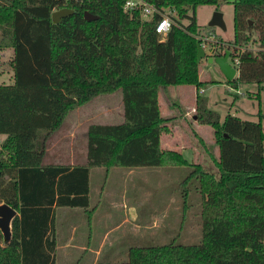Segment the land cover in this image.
<instances>
[{
  "label": "trees",
  "instance_id": "obj_1",
  "mask_svg": "<svg viewBox=\"0 0 264 264\" xmlns=\"http://www.w3.org/2000/svg\"><path fill=\"white\" fill-rule=\"evenodd\" d=\"M147 1L161 11L164 6L176 8L188 22L172 17L174 23L161 34L155 30L159 13L147 19L139 8L124 11V0H0V48L13 49L14 79L12 84L0 83V204L18 212L8 243L0 232V264H55V208L89 207L90 169L43 164L47 140L69 111L119 90L122 137L108 131L93 140L111 143L105 167L192 166L181 182L182 196L186 198L189 179L197 178L201 239L133 246L126 261L97 264H264V117L259 114L253 121L227 113L221 118L200 92L204 82L198 77L195 9L219 0ZM232 3V49L227 48L239 63L236 76L227 82L235 88L244 83L260 86L264 0ZM63 6L74 11L53 22L51 12ZM85 10L98 17L86 20ZM253 31L256 52L248 48ZM241 45L245 48L238 52ZM223 54L214 49V55ZM187 84L197 91L195 120L213 129L217 175L176 151L159 148L168 119L161 116L158 90ZM199 143L206 147L201 138ZM93 150L98 152L97 147Z\"/></svg>",
  "mask_w": 264,
  "mask_h": 264
},
{
  "label": "rangeland",
  "instance_id": "obj_2",
  "mask_svg": "<svg viewBox=\"0 0 264 264\" xmlns=\"http://www.w3.org/2000/svg\"><path fill=\"white\" fill-rule=\"evenodd\" d=\"M215 10L223 13L225 29L217 25H208ZM163 12L181 23L188 22V18L181 17L176 8L164 6ZM233 14L232 0H219L217 4L205 3L196 6L195 15L198 26L194 35L204 47L207 56L212 54L213 49L220 48L222 53L228 46L232 49L230 41L233 39ZM257 42L256 32L253 31L248 41V48L256 52ZM237 47L238 52L245 48L242 45ZM12 58L11 47L0 48V83L12 84L14 81ZM228 61L233 63L231 55ZM198 62V77L204 82L200 92H204L208 97L210 109L218 112L223 118L226 113L235 111L234 106L230 109L228 102H231L240 109L241 112L238 115L244 119L257 121L259 114L264 117V83L260 86L255 83H244L235 88L227 82L215 64L208 63L206 58ZM174 88L177 87H172V93L179 94ZM180 93L184 106H188L193 99L192 90L185 88V91ZM161 105L163 115L167 116L170 111L163 93H161ZM193 113L195 114V112L191 114ZM192 119L190 115L185 121L167 122L164 125L174 128L178 124L181 135L184 134L186 137L182 145L190 154L189 162L191 161L192 164L202 162L205 170L217 175L213 157L219 152L214 136L209 134V130L213 132V129L203 124L206 126L199 129L201 134L198 133L197 136L192 129ZM122 121L123 98L119 90L99 95L88 103L69 111L58 132L50 137L48 154L52 152L57 159L63 161H67V156H71V161L76 164H95L92 165L90 172L91 203L89 207L100 201L99 207L103 212L109 207L110 200L114 199L118 208L109 214L107 220L109 230H101V227H97L99 223L95 218L90 226L83 212V216L76 219L77 230H60L59 235L70 234L71 246L69 251H59L57 257L59 264L119 263L128 259V250L133 246L163 245L169 242L192 244L201 239L202 195L197 178L189 179L185 186L186 198L182 196L181 182L191 172L192 166L156 167L116 163L106 173V159L104 161L103 159L109 156L105 153L110 152L112 146H109L108 140L103 139L100 145L93 140L98 134L109 132L122 137V134L120 135ZM262 124L264 127V118ZM101 126L108 127H102L104 131L99 128ZM168 131L167 129L166 132ZM200 138L206 142L207 151L199 143ZM188 139H190L189 143ZM173 140H175L174 137ZM96 147L98 152L96 150L93 152ZM193 148L197 149V153L191 154ZM125 153L128 154V149ZM124 158L128 160L126 156ZM95 160L100 163H95ZM99 172L102 173L101 178L96 179ZM124 205L132 206L134 209L133 219L122 218ZM64 210H67V207L56 208L57 224L62 221Z\"/></svg>",
  "mask_w": 264,
  "mask_h": 264
},
{
  "label": "crops",
  "instance_id": "obj_3",
  "mask_svg": "<svg viewBox=\"0 0 264 264\" xmlns=\"http://www.w3.org/2000/svg\"><path fill=\"white\" fill-rule=\"evenodd\" d=\"M2 53L3 52H1V54ZM200 80H202V78H200ZM172 87H177V88H174V90L178 91L179 94L178 93H172V91H171ZM185 88L191 89L193 92V99L188 103V106H186V107L184 106V104L181 100V97H180L181 96L180 92L185 91ZM196 92H197L196 88L193 85H176V86H167L165 88L164 87L159 88V90H158V103H159V110H160L161 116L168 119L167 122L171 123V122H175V121H185L191 115L193 117V119H192L193 131L196 134H198V133L201 134L199 129L202 127H205L206 125L197 123V121L194 119L195 114L194 113L191 114L192 112H195V107H196L195 95H196ZM161 93H163V96L165 97V99L168 103L167 106H168V110L170 111V113L167 116H164L163 112H162ZM228 103L231 106V107L229 106L230 109L232 108V106H234V108H235L234 112H231V113L228 112V113L236 115V116L240 117L241 119H244V117H242L241 115H238V113L241 112V111H239L240 109H238L235 104H231V102H228ZM208 107H209V105H208ZM221 118H222V116H221ZM168 127H167V129L169 130L168 132L162 131L159 134V148L161 150L176 151V152L182 154L187 160H189L190 154H189V152H187L185 147L182 145L183 140L185 141V138H186L185 135L184 134H183V136L181 135L180 131L178 130V124L174 128L171 126H168ZM56 132H58V130H56L54 133H56ZM54 133L50 137H52L54 135ZM209 134L213 135V132L211 130H209ZM50 137L47 140V147H46V151H45V154L43 156V159H42V163L45 165L62 164V165L70 166V167H74L76 165H87V166H89V169H90V171H89V206H90V203H91V199H90V192H91V184H90L91 179H90V177H91V175H90V172H91V168H93L92 165H89L88 163L76 164V163L71 161V159H72L71 156H69V157L67 156V158H66L67 161H63L62 159H59V158L57 159V157L54 154H52V152L48 154V150H49L48 144L50 141ZM173 137L175 138V140H173ZM181 137H183V139H181ZM201 137L205 139L204 136L201 135ZM189 141H190V139H188V143H189ZM204 143L206 145V142H204ZM175 147H177V148H175ZM207 147L208 146L206 145V147L204 148L206 151H207ZM194 152L197 153V149L193 148V151L191 152V154H193ZM218 155H219V153L217 155H215L214 158L218 159ZM213 163H214V161H213ZM197 164H199L205 170L202 162H200V163L198 162ZM156 167H158V166H156ZM110 168L109 169L105 168L106 173L109 172ZM101 172H99L98 177L96 176V179L101 178V175H102ZM99 206H100V201H98V203H95V205H93L91 208L88 207L86 209L87 211L83 208L67 207V210H64V212L62 214V216H63L62 221L59 224L56 223V220L54 217V226H53L54 229L53 230H54L55 240H56V246H55V252H54L55 264H59L58 259H57V257L59 256V251L60 250L69 251V246H71L70 245V241H71L70 234L68 233L66 235H64V234L59 235L60 230H68V231L69 230H77V225L75 222H76V219H78V217L83 216L82 212L85 213L87 220L89 221L88 224L90 226L92 225V221L95 218L96 222L99 223V225L97 227H101V230H109L108 224H107V220L110 216L109 214L114 209H118V208L116 207L114 199L110 200L109 207L106 208V211L101 212V207H99ZM56 208H58V207H56ZM56 208H55V210H56ZM122 208L124 211V215H123L124 217L122 216V218L133 219L135 217V214H134L135 211L132 208V206L127 207L124 205V206H122ZM17 215H18V212H17ZM99 263H101V262H99Z\"/></svg>",
  "mask_w": 264,
  "mask_h": 264
},
{
  "label": "water",
  "instance_id": "obj_4",
  "mask_svg": "<svg viewBox=\"0 0 264 264\" xmlns=\"http://www.w3.org/2000/svg\"><path fill=\"white\" fill-rule=\"evenodd\" d=\"M73 11L74 9L67 6L59 7L51 12V19L53 22H58L62 16L72 13ZM83 16L86 20H92L98 17V15L93 14L88 10L83 12ZM208 25H217L220 28L225 29L226 26L223 19V13L219 10H215L208 21ZM213 51L212 54L207 56L205 54L204 47L198 41L196 58L198 61L202 58H206L208 63L215 64L218 67L219 71L225 76L227 80H232L236 76V69L228 61L230 56L229 49H225L224 54L219 56L214 55ZM195 118L196 116H194V119ZM16 215V210L11 206L5 203L0 204V232L5 243L9 242L11 238V222Z\"/></svg>",
  "mask_w": 264,
  "mask_h": 264
},
{
  "label": "built area",
  "instance_id": "obj_5",
  "mask_svg": "<svg viewBox=\"0 0 264 264\" xmlns=\"http://www.w3.org/2000/svg\"><path fill=\"white\" fill-rule=\"evenodd\" d=\"M127 6V7H126ZM139 8L141 11V15L144 18L150 19L154 13H159L161 16L157 20L155 24V30L158 33L165 34L171 25L174 23V20L169 15L165 14L160 10L155 4L147 1V0H124L123 2V10L130 11L132 9ZM232 62L230 63L235 69L237 74V66L239 63V59L237 56L232 57ZM2 142V138L0 136V143Z\"/></svg>",
  "mask_w": 264,
  "mask_h": 264
},
{
  "label": "clouds",
  "instance_id": "obj_6",
  "mask_svg": "<svg viewBox=\"0 0 264 264\" xmlns=\"http://www.w3.org/2000/svg\"><path fill=\"white\" fill-rule=\"evenodd\" d=\"M130 2H131V0H130ZM127 7V6H126Z\"/></svg>",
  "mask_w": 264,
  "mask_h": 264
}]
</instances>
